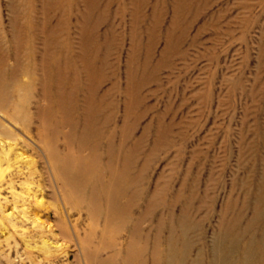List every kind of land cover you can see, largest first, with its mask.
<instances>
[{
  "label": "rangeland",
  "instance_id": "obj_1",
  "mask_svg": "<svg viewBox=\"0 0 264 264\" xmlns=\"http://www.w3.org/2000/svg\"><path fill=\"white\" fill-rule=\"evenodd\" d=\"M22 1L0 0V69L5 68L1 65L5 56L13 53L11 37L31 16L38 56L50 47L49 53L72 68L80 70L85 62L101 73V92L115 84L119 127L130 100L127 88L130 92V143L137 145L127 189L133 199L127 219L117 227L118 238L112 240L117 243L113 264H123L135 229L139 233L133 245L145 246L144 264H151L155 248L157 264L166 263L168 239L173 245L171 264H177L181 231L187 228L191 231L184 235L188 242L184 264H212L220 223L245 204L248 211L241 226L246 225L264 170V0H148L146 19L137 24L133 38L129 18L119 24L113 13L117 5L111 2L105 21L95 26L105 2L94 8V0L83 26L88 36L83 56L76 14L77 9L83 12L80 4L66 22L64 9L55 8V0H33V15L27 14ZM153 6L161 16L158 23L151 16ZM126 7V0H120L119 9ZM150 27L154 28L148 38L145 31ZM131 46L136 47L132 53ZM28 64L22 61V66ZM28 97L22 94V104ZM21 115L28 124L30 114L22 110ZM0 122L28 146L13 145V152L5 155L6 146L16 142L0 138V185L5 183L0 186V264H87L85 253L75 247L72 229L82 240L90 228L91 250L101 222L93 225L75 212L67 217L46 215V206L61 207L50 195L41 154L21 133ZM38 204L35 215L33 207ZM58 218L63 220L61 227L49 234L42 223L57 225ZM258 231L250 235L259 237ZM241 256L238 253L233 261L242 264Z\"/></svg>",
  "mask_w": 264,
  "mask_h": 264
},
{
  "label": "bare ground",
  "instance_id": "obj_2",
  "mask_svg": "<svg viewBox=\"0 0 264 264\" xmlns=\"http://www.w3.org/2000/svg\"><path fill=\"white\" fill-rule=\"evenodd\" d=\"M32 1H22L26 5L27 14L30 15H33ZM100 1L105 4L96 17L95 26L105 21L112 4L117 5L113 13L119 24L123 23L125 16L129 18L132 38L137 24L146 19L145 10L148 0H126L128 7L125 11L119 9L120 0H96L95 2L94 0H78L77 2L55 0L54 7L64 9L66 22H69L71 10L75 9L76 3L82 6L83 12L76 10L77 19L81 21L80 23L77 21V24L79 25V52L82 56L86 49L85 43L88 41L83 26L90 15L89 6L93 4L90 2H94L93 7L96 8ZM109 2L112 4L109 5ZM177 15L178 7L174 10V17L176 18ZM151 16L154 22H159L161 16L154 6ZM31 18V16L26 17L23 21L27 22L17 28V33L11 37V48H9L13 53L5 56L1 62L5 68L0 69V121L8 123L13 130L21 133L41 154H39L40 161H44V174L48 179L50 195L60 202L61 207L53 209L46 206V215L67 217L69 212H75L93 225L100 221L97 245L91 250L88 247L91 243L90 228L81 240L73 227L72 236L75 237V247L81 255L85 253L83 257L87 264H113L117 243H113L112 240L119 235L117 227L127 219L125 213L133 199L132 193H128L127 189L128 181L130 182L128 168L131 166V158L137 145L130 143L132 130V125L128 124L130 110H132L130 92L127 88L126 95L130 100L125 103V116L119 127L115 84L112 83L110 88L101 92L100 85L103 83L101 73L85 62L80 70L72 68L67 60L61 61L60 56L49 53L50 47L45 46L44 53L38 56L35 52V29L34 23L30 21ZM152 28L154 27L145 31L148 38L152 34L150 31ZM55 47L56 50L63 51ZM130 48L131 53L136 49L134 46ZM24 49L29 52L22 54ZM97 50L96 48L95 51ZM8 61H11L12 65L8 66ZM22 61H29V66H22ZM22 94L29 96L26 105L22 104L23 101L21 102ZM22 110L30 114L28 124L24 123ZM118 136L119 138L116 139ZM4 137L16 142L6 146L5 155L13 152V145L28 147L15 140L14 135L0 122V138ZM262 173L259 183L255 185L252 215L246 225L241 226L245 212L248 211L245 204L237 214L230 213L232 217L220 223L219 233L214 242L212 264H231V262L237 264L233 260L238 253H242L241 258L239 257L242 264H264V218H262L264 217V170ZM2 185L5 183L0 186ZM37 206L41 207V205L33 207L35 215ZM227 213L228 211L225 210L224 215ZM57 220V225L49 222L42 223L49 234L55 227H61L60 223H63V220L60 221L59 218ZM141 220L142 217L137 220L136 228H140ZM36 227L39 228L41 225L36 223ZM256 228L259 229V237H256L254 233L250 235ZM189 231H191L190 228L181 231L183 234L182 253L180 252L179 258L181 262L177 264L185 262L188 242L184 235ZM138 233L135 229L129 235L130 241L123 253V264H144L142 257L145 246L144 249H138L133 245ZM247 237L248 240L245 241ZM170 242L168 239V256L165 264H171L173 245ZM157 253L158 249H153L151 264H157L155 258ZM106 254L107 257L101 259V256ZM258 254L261 256L254 260Z\"/></svg>",
  "mask_w": 264,
  "mask_h": 264
}]
</instances>
